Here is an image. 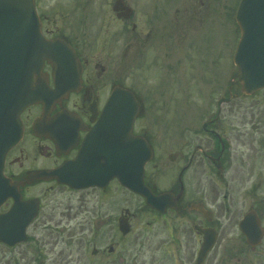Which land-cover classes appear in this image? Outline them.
I'll return each mask as SVG.
<instances>
[{"label": "flooded vegetation", "instance_id": "obj_1", "mask_svg": "<svg viewBox=\"0 0 264 264\" xmlns=\"http://www.w3.org/2000/svg\"><path fill=\"white\" fill-rule=\"evenodd\" d=\"M57 1L52 6L67 18L58 21L52 14L55 8L44 10L39 3L43 31L49 39L62 37L72 44L82 64V87L57 102L49 118L63 109L72 112L77 145L57 148L54 141L36 137L33 124L43 112L36 106L23 115L24 142L5 161L6 176L27 183L20 188L23 199H37L40 205L39 217L28 230L38 264H200L205 239L215 233L217 243L203 264H225L227 258L243 254L242 247L248 246L240 228L245 215L258 216L264 228V90L241 94L244 111L237 112L239 106L228 102L214 114L209 105L194 121H181V147L171 153L156 150L147 166L146 186L155 196H165L158 209L116 179L104 188L73 190L37 178L64 163L79 162L81 144L115 87L137 95L142 116L134 133L155 142L158 136L152 134L151 122L154 114L169 107L168 88L175 82L173 76L170 83L164 79L165 67L173 69L165 59L191 56L195 34L203 38L215 22L224 26L223 0H185L184 10L172 4L162 9L159 0H123L134 9L128 19L114 13L119 0H81L73 8L66 0ZM68 29L74 32L70 36ZM90 43L98 48L90 50ZM218 54L226 56V62L218 72L222 83L217 89L226 92L227 78L231 83L228 50L222 48ZM152 62L161 71L163 91L153 94L149 86L136 93L135 71L148 70ZM45 71L51 76L52 67ZM182 88L177 92L183 94ZM61 190L72 195L66 203L58 197L48 200V192ZM13 204L9 200L1 206L0 214L8 213Z\"/></svg>", "mask_w": 264, "mask_h": 264}, {"label": "water", "instance_id": "obj_2", "mask_svg": "<svg viewBox=\"0 0 264 264\" xmlns=\"http://www.w3.org/2000/svg\"><path fill=\"white\" fill-rule=\"evenodd\" d=\"M241 3L237 22L243 38L235 56L239 70L233 78L239 79L242 89L249 94L264 88V0H242ZM41 29L34 0H0V202L10 198L8 189H15L17 194H11L16 200L13 211L5 219L0 218V241L9 246L27 240V226L37 217L38 211L36 201L21 202L18 192L21 184H13L3 175L7 152L20 143L24 134L20 117L25 108L40 103L45 108L40 120L44 123L50 112L48 105L81 87V66L70 44L61 39L48 41ZM45 62L53 66L55 90L49 87V76L43 74ZM139 112L140 105L133 94L122 88L115 89L95 133L84 146L89 151L87 157L91 148L97 150L95 155H101L105 165H110L112 175L108 174L105 179L89 176L79 179L71 164L60 170L58 182L82 189L104 186L117 178L124 187L143 195L155 207L158 200L145 188L143 179L144 167L153 158V148L146 138L133 136V124ZM40 121L36 125L38 130ZM95 134L102 140L100 143L95 142ZM82 166L87 168L88 161ZM53 177L52 174L44 176L46 179ZM13 222L14 227L7 228ZM244 232L254 246L263 236L256 220H248ZM214 243L215 240L206 242L202 258Z\"/></svg>", "mask_w": 264, "mask_h": 264}, {"label": "rangeland", "instance_id": "obj_3", "mask_svg": "<svg viewBox=\"0 0 264 264\" xmlns=\"http://www.w3.org/2000/svg\"><path fill=\"white\" fill-rule=\"evenodd\" d=\"M66 1L69 6H73L75 3H79L80 0ZM174 1L178 2L179 0H159V7L166 9L170 4H173ZM38 2L44 10H47V8H52L53 10L55 7L52 5H57L58 1L38 0ZM238 2L239 0H225L226 17L224 26H219L218 23L215 22L212 26L210 25V27H208V32L203 38L197 37L196 34L193 36L194 52L188 53V55L190 54L191 56L183 57L179 61L174 59H170L169 61L165 59V64L172 65L173 69L171 70L170 66L165 67L166 72L163 73L164 79L167 83H170V78L173 76L172 79H175V82L173 84L171 81V85H169L168 88V91H172V93L168 94L170 103L169 107L164 113L159 112L158 115L154 114L151 122L152 134L158 136L154 144V146H157L158 151H168L167 153L177 151V149L181 147V139L179 134L180 124L176 123L179 120L183 121V119L185 120L188 117L192 118V116L197 117L200 114H204L206 111H204L203 103H207L216 92H219L217 88L222 82L220 81L221 79L218 78V72L223 70L222 67L224 66V62H226V56H220V58L218 56V53L222 52V48L228 50L229 56L227 57L230 59V63L228 62V64H230L229 68L231 69L229 78L236 71V68L233 66V54L234 50L237 48L236 44L239 36L237 35L238 28L237 25H235L234 13L237 6H239ZM183 3L184 0L175 5V8H179L178 10H184L185 6ZM100 5V2L95 3V6L100 7ZM93 9L94 6L92 5V10ZM52 14L58 18V21H64L67 18L66 16L62 18V15L57 12V8L52 11ZM67 14H69V12H67ZM107 20H109V16H107ZM101 21L98 22L99 25H101ZM109 28L111 31L115 29L114 26H110ZM221 29L223 30L220 31ZM65 32H67L69 36L74 33L69 29ZM93 44L94 43H90V50L98 48L97 46V48L93 47ZM95 54L96 53H94V55ZM152 63V66L149 67L148 70L141 68L135 71V79L137 80L135 81L136 93H142L144 89L149 86H153L151 89L153 94H159L163 91V86L165 84L161 79V71L156 68L154 65L155 62ZM225 65L227 64L225 63ZM184 67H187V69L182 70ZM202 72H205L206 74L204 77H202ZM228 80L229 79L227 78V81L225 82L227 83ZM146 81H150L151 84H148ZM182 86L183 94L179 91L178 94L177 89ZM219 94L220 93H217L215 101H218L222 96ZM145 102H147L146 98ZM234 104L239 106L235 109L237 112L244 111L246 108V104L242 99L234 102ZM226 107L228 106H223V108ZM215 110L216 108H213V111ZM140 122H143V120ZM48 193L50 194L48 200L51 197H58L59 199L63 198L64 203H66L67 199L72 196L69 193H63L62 190L58 192L50 191ZM242 249L244 250L243 254H239L238 252L236 258H227L225 264H264V243L261 247L257 248L255 252H252L248 247H242ZM242 249L240 248L239 251ZM238 257L241 261L237 259ZM40 261L41 260L37 258L35 248L29 243L21 245L13 251H9V249L0 245V264H38L41 263Z\"/></svg>", "mask_w": 264, "mask_h": 264}]
</instances>
